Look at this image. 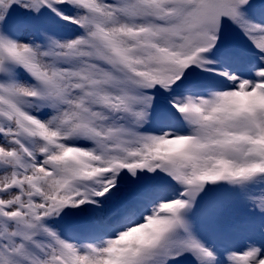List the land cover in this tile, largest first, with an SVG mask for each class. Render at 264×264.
Instances as JSON below:
<instances>
[{
  "label": "snow or ice",
  "instance_id": "snow-or-ice-1",
  "mask_svg": "<svg viewBox=\"0 0 264 264\" xmlns=\"http://www.w3.org/2000/svg\"><path fill=\"white\" fill-rule=\"evenodd\" d=\"M0 264H264V0H0Z\"/></svg>",
  "mask_w": 264,
  "mask_h": 264
},
{
  "label": "rangeland",
  "instance_id": "rangeland-1",
  "mask_svg": "<svg viewBox=\"0 0 264 264\" xmlns=\"http://www.w3.org/2000/svg\"><path fill=\"white\" fill-rule=\"evenodd\" d=\"M237 212H239V209H237Z\"/></svg>",
  "mask_w": 264,
  "mask_h": 264
}]
</instances>
